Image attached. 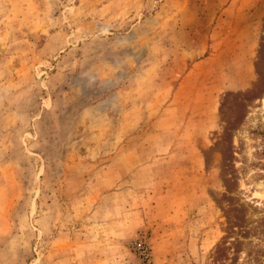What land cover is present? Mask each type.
Segmentation results:
<instances>
[{
  "label": "rangeland",
  "instance_id": "obj_1",
  "mask_svg": "<svg viewBox=\"0 0 264 264\" xmlns=\"http://www.w3.org/2000/svg\"><path fill=\"white\" fill-rule=\"evenodd\" d=\"M0 264H264V0H0Z\"/></svg>",
  "mask_w": 264,
  "mask_h": 264
},
{
  "label": "built area",
  "instance_id": "obj_2",
  "mask_svg": "<svg viewBox=\"0 0 264 264\" xmlns=\"http://www.w3.org/2000/svg\"><path fill=\"white\" fill-rule=\"evenodd\" d=\"M139 247L142 248L143 247V244L141 243V245H139Z\"/></svg>",
  "mask_w": 264,
  "mask_h": 264
}]
</instances>
